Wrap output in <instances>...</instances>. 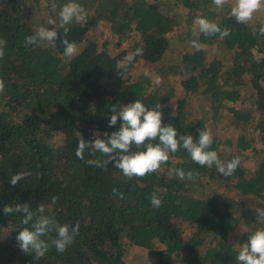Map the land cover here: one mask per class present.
<instances>
[{"label":"trees","instance_id":"1","mask_svg":"<svg viewBox=\"0 0 264 264\" xmlns=\"http://www.w3.org/2000/svg\"><path fill=\"white\" fill-rule=\"evenodd\" d=\"M167 1L170 6L164 9L155 0H0V39L7 42L0 60V79L5 82L0 94V264H132L134 249L145 252V257H136V264H238L242 244L264 229V220H257L253 211V206L264 208V36L258 31L264 18L252 25L237 23L230 15L233 0L222 11L212 0ZM69 2L87 12L85 21L66 25L71 42L80 43L100 24L118 36L134 31L139 41L132 59L151 63L165 57L172 34L181 42L201 43L200 50L191 46L180 56L179 102L172 104L174 86L154 82L149 72L134 75L131 59L120 63L93 41L69 61L59 40L55 49L47 43L25 47V38L41 26L64 38L58 13ZM176 4L186 9L184 15L174 9ZM198 15L231 29V34L223 39L204 35L194 27ZM50 16L55 25L47 23ZM216 41L231 52L228 67L204 47ZM247 85L255 89L256 99L244 98ZM195 94L208 97L213 119L227 111L228 124L241 130L234 141L213 137L209 149L225 162L239 157L231 177L215 166L194 163L182 147L169 154L159 173L143 178L128 179L111 164L105 171L85 163L104 159L100 153L92 156L85 150V160L77 158L81 138L91 140L94 133L104 138V133L119 130L120 121L109 127L113 107L119 110L138 99L150 110L160 105L163 124L175 127L177 138L191 134L198 140V130H207V125L187 109ZM143 150L132 147L133 152ZM170 168L198 172L199 177H170ZM20 172L30 175L12 186V175ZM153 193L163 201L159 208L151 205ZM54 196L58 200L50 214L60 224L78 222L79 234L63 254L52 247L35 261L17 246L18 231L26 227L22 217L5 215L2 209L30 202L35 211L41 203L50 205ZM177 218L195 230L191 237H183ZM238 228L241 235L234 245L230 234Z\"/></svg>","mask_w":264,"mask_h":264},{"label":"clouds","instance_id":"2","mask_svg":"<svg viewBox=\"0 0 264 264\" xmlns=\"http://www.w3.org/2000/svg\"><path fill=\"white\" fill-rule=\"evenodd\" d=\"M212 3L217 10L222 11L230 3V0H212ZM56 10V4H52L51 11L55 13ZM262 10H264V0H233L230 15L235 18L237 23L248 25L255 14ZM58 15L65 34L63 39L60 38L56 30L41 26L34 34L25 38V47L47 43L55 49L56 42L59 40L64 48L63 55L69 58L74 57L77 54V45L67 39L69 28L66 25L85 21L86 9L79 3L69 2L60 8ZM47 23L55 25L56 20L50 16ZM194 27H198L199 31L206 36L219 34L221 39L231 34V29H222L217 23L199 15L194 20ZM255 31L254 29V34ZM258 31L260 36H264V26H260ZM6 43V40L0 39V60L5 57ZM190 43L196 50L203 47L197 40ZM4 92L5 82L0 79V94ZM160 109L161 106L156 105L150 110L139 99L122 106L119 110L113 107L109 127L117 125V122L120 121L119 130L110 135L104 133V138H100L98 133H94L91 140L81 138L75 153L77 158L85 160V150H90L92 156L100 153L104 159H88L85 160V163L105 171L111 164L128 179L143 178L153 173H159L161 166L169 161V154L178 152L182 147L189 153L192 161L201 167L212 168L215 166V169L224 177H231L236 172L240 165L239 157L225 162L219 157L217 151L209 150L213 144V136L210 131L198 130V140L194 139L191 134L180 135L177 138V129L170 124H163V113ZM152 141L158 142L154 144ZM133 145L145 150L133 152ZM27 175L30 173L20 172L12 175L10 184L16 186ZM168 175L189 181H194L199 177L198 172L185 171L180 168H170ZM113 193L116 194L117 190L113 189ZM119 196L120 199H124L123 193H120ZM57 200L58 197L54 196L50 205L41 203L37 205L35 211H33L30 202L15 205L5 204L2 209L5 215L19 214L22 217L21 223L26 227L18 231L17 246L24 254L31 255L35 261L45 257L52 247L58 253L63 254L79 234L80 225L78 222L75 226L60 224L55 216L50 214L51 207L57 203ZM150 202L154 208L161 207L163 203L155 193L150 197ZM253 211L257 220H264V208L253 206ZM236 258L238 264H264V229H257L248 236L247 241L240 247Z\"/></svg>","mask_w":264,"mask_h":264},{"label":"rangeland","instance_id":"3","mask_svg":"<svg viewBox=\"0 0 264 264\" xmlns=\"http://www.w3.org/2000/svg\"><path fill=\"white\" fill-rule=\"evenodd\" d=\"M155 2L164 9L170 6L167 0H155ZM174 9L179 11L181 15L186 13V9L180 4H176ZM261 18H264V10L255 14L251 25ZM90 41L97 43L100 48H105L111 55L119 57L120 63L130 62L131 59L132 73L134 75H138L140 72H149L153 76L154 82H166L167 85L174 86L176 88V96L172 104L175 105L179 102L183 90L180 86L181 74L178 63H180V56L185 50H192L189 41L181 42L172 34L167 54L162 60L153 63L144 59H137L136 61L132 59L134 47L137 41H139V34L134 31L118 36L112 34L108 25L100 24L98 28L88 32L80 43H76L77 53H79ZM204 47L210 56H216L221 59L225 67L230 65L231 52L227 50L226 46L221 41H216L212 45H206ZM71 58L65 57V60L69 61ZM255 92V89L251 85H247L244 88V98L250 101L256 99L257 97H254ZM187 109L192 116L204 119L207 130L211 132L213 137L234 141L241 133L239 127L228 124L229 116L227 111H222V114L217 120L212 118L211 111L209 110V99L206 96L200 94L191 96L187 103ZM222 150L226 157L229 154L226 146H223ZM248 165L253 167V162H248ZM175 222L180 227L184 238H189L194 234L195 230L187 221L177 218ZM239 228L230 234V240L234 245L238 244L241 235V230ZM136 257H145V252L141 249L131 250L129 260L132 264L138 263Z\"/></svg>","mask_w":264,"mask_h":264}]
</instances>
